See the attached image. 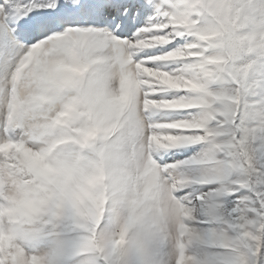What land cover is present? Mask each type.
I'll return each instance as SVG.
<instances>
[{
	"label": "snow or ice",
	"instance_id": "obj_1",
	"mask_svg": "<svg viewBox=\"0 0 264 264\" xmlns=\"http://www.w3.org/2000/svg\"><path fill=\"white\" fill-rule=\"evenodd\" d=\"M0 264H264V0H0Z\"/></svg>",
	"mask_w": 264,
	"mask_h": 264
}]
</instances>
